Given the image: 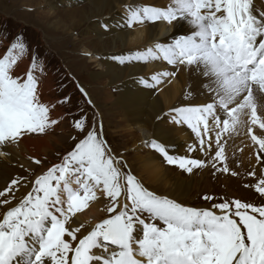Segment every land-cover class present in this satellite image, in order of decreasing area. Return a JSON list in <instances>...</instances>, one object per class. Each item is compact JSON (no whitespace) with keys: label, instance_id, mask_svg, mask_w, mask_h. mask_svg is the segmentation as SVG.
Here are the masks:
<instances>
[{"label":"snow or ice","instance_id":"1","mask_svg":"<svg viewBox=\"0 0 264 264\" xmlns=\"http://www.w3.org/2000/svg\"><path fill=\"white\" fill-rule=\"evenodd\" d=\"M128 12V27L175 21L191 29L168 44L157 42L129 57L145 62L162 58L177 70L194 68L204 78L209 103L172 109L173 120L196 135L199 147L189 145V152H214L215 167L226 159L222 134L236 131L241 114L264 129L257 114L264 107V9L257 14L254 0H172L166 8L144 6ZM26 52L17 37L0 56V149L19 146L34 134L46 135L60 123L40 100L36 57L24 76L14 75ZM162 75L167 73L155 79ZM74 127L83 137H73L76 142L62 161L29 181L31 190L19 201L13 204L24 178H13L0 188V205L7 208L0 218V264H264V206L223 198L210 209L182 205L123 172L127 162L111 154L102 125L98 131L81 116ZM247 132L264 151V139L251 127ZM150 146L164 162L186 173L205 166L201 159L169 154L155 140ZM10 155L0 150V157ZM217 171L229 169L224 165ZM73 183L78 188L73 189ZM97 189L108 200L109 215L81 235L85 225L72 227L71 218L97 199ZM255 191L264 198V178Z\"/></svg>","mask_w":264,"mask_h":264},{"label":"rangeland","instance_id":"2","mask_svg":"<svg viewBox=\"0 0 264 264\" xmlns=\"http://www.w3.org/2000/svg\"><path fill=\"white\" fill-rule=\"evenodd\" d=\"M155 2L158 1L146 0V3H144L143 0H140L139 4L142 7H168L167 3L158 5L154 4ZM258 2L259 6L264 5V0H257ZM83 5L84 1L82 0H74L69 3H64L62 0H0V51L6 52L17 37L21 38V42L26 45L27 49L26 55L22 59L30 66L33 55L36 57L37 67L35 75L38 78V90L41 86V99H47L46 102L41 101L49 106L50 116L56 112L58 114L54 119L60 120V123L55 126L54 130H49L46 135L39 134L40 136H37L38 138L46 136L55 137L50 141V148L45 155L32 157L39 159L41 164H35L36 169L32 171L27 170L22 176L16 175L14 178H24L22 182L23 187L27 188L26 191L29 192L31 189H28V182L40 173V167L44 166L46 170L52 165L60 163L63 156L74 146L76 141L73 140V137L77 139L83 137V133L74 127V120L84 116L87 117L88 124L95 127L98 131L101 130L102 125V138L111 149V154L127 162L128 167L123 168V172H131L146 189L158 195H163L164 189L162 185L158 183L149 184L145 179V175L139 176V157L144 156L147 152H152L156 157L158 156L157 153L153 151L151 146L147 147L146 143L145 146H142L140 141H137V144L135 143L134 145V140L138 135L137 132L124 134L121 131L123 127V122H119L121 113L107 99V93L116 96L117 83L108 85L105 83V79L92 75L98 71L103 72L102 66L98 65V62L99 57L102 56V59H105L104 56L100 52H93L90 48L91 44L89 45L88 43V38L98 37L99 32H96L92 27L84 25L79 27L70 25L71 23L68 19L70 16L77 15V11L75 10L80 9V6ZM62 10H67V16L60 13ZM118 11L125 19L129 16V13L122 9ZM124 25H127V20L124 22ZM135 27H138V29ZM140 28L142 32L139 31V34L143 36L144 28H142L139 22L134 23L130 27V30L135 32ZM132 47H134V52L138 50L136 45ZM155 61L157 59L150 60L149 62ZM158 61L166 63L162 58L158 59ZM166 65L168 64L166 63ZM41 68L43 69L42 72L40 71ZM171 73H169L170 75H162L163 78H160L159 81L155 79V76H151L146 85L158 95L165 87L171 84ZM81 89H83V92ZM200 97H204V94ZM65 98H68L66 102L59 103V101H64ZM178 102L179 100L175 102V107L173 106L168 111L166 110L162 113L166 118L167 124L175 130L174 132L178 131L177 125H184L182 122L178 124L173 120L175 113L172 112V109L180 108L181 104L178 106ZM190 102H192V99L187 100V103ZM188 106L197 105H186V107ZM258 128L262 130L264 135V129L260 128L259 125ZM178 132L182 136L180 137V142L182 141L181 146L184 149L182 148V152L175 154L171 152L170 154L173 156H187L188 158L201 159L205 162V166L194 169L189 174L179 169L178 166L166 164L163 158L159 156L161 163L168 167L173 175L184 180L192 179L191 190L183 199L177 200L178 203L190 207L210 209L213 203L220 202L221 198H223L229 201L240 200L241 202L252 203L255 206H264V198H261L255 191V185L261 178H264V163H260L261 165L258 168L259 163L257 162L255 166H252L256 168H251L250 163L242 159L241 152L245 149L244 142L243 144L235 145L233 148L225 147L224 156L226 159L223 162L217 161L215 167H213L210 159H212L211 157L214 155V152L211 156L204 154V158H199L198 151L188 153L187 148L191 144L188 145L186 141V132ZM212 147L215 148V145ZM184 152L186 153L184 154ZM257 153L262 154L259 149H257ZM28 157L30 158V156ZM224 165L229 169L227 173L217 171L218 168ZM233 173L236 174L233 175ZM249 173H254V175H249ZM81 194H83L82 191ZM204 196H211L215 199L205 200L203 199ZM121 202L123 203V201ZM96 204L99 218H90L88 220L93 224V227L109 215L106 212L108 204L106 197H97ZM91 206H94V200L89 201L88 206L77 214H90L89 208ZM157 223L159 224L158 221ZM88 231L90 229L87 226L81 230L85 234Z\"/></svg>","mask_w":264,"mask_h":264},{"label":"bare ground","instance_id":"3","mask_svg":"<svg viewBox=\"0 0 264 264\" xmlns=\"http://www.w3.org/2000/svg\"><path fill=\"white\" fill-rule=\"evenodd\" d=\"M73 1L74 0H62L64 3ZM82 1H84V5L80 6V9H74L77 11V15L73 17L70 16L68 20H70V25H76L77 27L84 25L92 27L96 32H99L98 37L88 38V43L89 45L91 44L90 48L93 52H100V54L104 56L105 59H102L101 56L99 57L100 63L98 62V65L102 66L103 72L97 70L98 72H93L94 74L92 75L94 77H101L105 79V83L108 85L117 83L116 96L111 93H107V99L111 101L110 103L115 105L117 107V111L121 113V118L119 119V122H123L121 131L124 134H133L134 132L138 133L136 139L134 140V145L137 141H140L142 146H145L146 143V146L148 147L151 145V142L155 140L156 142L165 145L169 154L171 152L174 154L182 152V141L180 142V137L182 136L178 134V131H185V138L188 145L191 144L198 148L199 144L196 135L187 127V125H177L176 128L178 131L174 132L175 130L167 124L165 121L166 118L162 115V113L166 110L168 111V109L173 106L175 107L174 104L178 100V106L181 104L179 107H186V105L201 106L209 103L211 101V97L207 94L203 87L204 78L199 75L194 68H180L177 70L176 67L172 65L168 66L164 62L158 61V59L155 62H149L150 60H148V63L145 61L129 59L131 55L138 54L140 51L146 50L157 42L168 44L174 37L181 34H188L191 31L189 25L187 23H177L175 21L172 24H167V22L163 21L155 23L144 22L140 23L142 28H144L142 36L139 34L141 28L134 32L130 30V27L124 25V22L127 19H125L118 11L122 9L128 12V8H143L139 4L140 0ZM156 1L158 2H155L154 4L160 5L167 3L169 6L172 0ZM143 2L146 3V0H143ZM254 5L257 14L259 11L264 9V5L259 6V2L257 3V0H254ZM66 11L67 10H62L60 13L66 15ZM104 25L108 26L107 29H105ZM136 29H138V27ZM135 45L138 47V50L134 52V47L132 46ZM4 53L5 52L0 51V56ZM121 59H123V63L121 62ZM28 67L29 64L22 59L16 66L14 74H17V76H23ZM165 68H167V70H165ZM164 71L165 73L167 72V74L170 72H175L176 74L171 75V84L165 87L161 93L157 95L154 93V90L150 89V87L146 85V83L150 80L151 76L156 77L157 74H161V72L164 73ZM160 78H163V76H160ZM41 90L42 88L40 86L38 90L39 97L40 100H43L41 99ZM203 94L204 97H200ZM44 99L45 100H43V102H46L47 99ZM188 99H192V102L187 103ZM49 103L52 104L50 101ZM57 114L58 113L55 112L51 117L55 118ZM257 114L261 120H264V107L258 108ZM240 119L242 123L237 126L236 131H230L229 133L222 134L221 143L224 145V148H233L235 145H240L244 142L245 149L241 152L242 159L249 162L251 168H256L252 166H255L258 162L259 165L257 167L259 168L261 162L258 161L257 157L259 156L264 159V151H260L262 154L257 153L259 146L251 140V136L248 134L247 128L251 127L253 134H255L258 139L259 137L260 139H264L263 132L258 128L259 123L255 125L251 124L249 115L241 114ZM37 136L40 135L25 137L19 146H11L8 149H0L7 150L11 153L8 158L0 157V188L4 187V185L11 180L12 177L14 178L16 175H19L20 177L27 170L32 171L33 169H36L35 163L29 161L31 159H29L28 156L37 157L39 155H45L50 148V141L55 138L51 136L38 138ZM214 139L215 137L213 135V140ZM213 145H215V142ZM186 152H184V154ZM188 153L190 152L188 151ZM198 153L199 158H202L205 154L199 151ZM157 155L158 156L155 157L152 152H147L142 157L138 156L140 158L139 176L145 175V179L149 184L158 183L162 185L164 189L163 195H167L169 198L176 201L183 199L184 196L191 190L192 179L184 180L173 175L170 172V169L164 166L159 160L160 155L158 153ZM212 157H214V155ZM40 169V173L45 170L44 166L40 167ZM121 170L123 171V168ZM71 187L76 189L78 188V185L73 183ZM26 189L27 188H24L23 184H21L18 191L15 193V200L13 201V204L26 195ZM28 189H30L29 185ZM96 192L98 198L102 197L99 189H97ZM96 202L97 199L94 200V206ZM94 206L89 208L90 214H76L72 217L71 226L77 227L83 223L91 230L93 224H91L88 220L90 218H99L98 209L96 207L97 204L95 206L96 208ZM6 210V207L0 205V218H2L3 211ZM87 221L88 223H86ZM83 234L85 233L81 232V235ZM97 254H100L99 250H97Z\"/></svg>","mask_w":264,"mask_h":264}]
</instances>
